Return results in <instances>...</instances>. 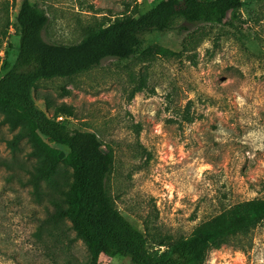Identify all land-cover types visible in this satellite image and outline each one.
<instances>
[{
  "label": "rangeland",
  "instance_id": "rangeland-1",
  "mask_svg": "<svg viewBox=\"0 0 264 264\" xmlns=\"http://www.w3.org/2000/svg\"><path fill=\"white\" fill-rule=\"evenodd\" d=\"M43 10L46 42L76 44L120 17L138 18L160 0H28ZM231 26L179 18L166 32L142 36L130 59L108 58L71 78L37 82L36 106L51 116L62 104L70 130L95 133L112 159L106 180L115 209L139 229L150 251L187 238L237 203L264 199V0H241ZM22 0H0V78L17 56L15 20ZM159 46L170 53L148 51ZM0 125V264H90L67 219L44 223L66 208L71 170L59 161L53 184L34 196L29 145L15 151ZM95 264H132L100 255ZM198 264H264V217L247 233L206 248Z\"/></svg>",
  "mask_w": 264,
  "mask_h": 264
},
{
  "label": "trees",
  "instance_id": "trees-1",
  "mask_svg": "<svg viewBox=\"0 0 264 264\" xmlns=\"http://www.w3.org/2000/svg\"><path fill=\"white\" fill-rule=\"evenodd\" d=\"M241 0H160L138 18L120 17L105 27L88 32L76 44L46 42L42 37L48 18L28 0H22L15 20L19 29L17 56L0 78V125L17 131L8 141L11 151L20 141L29 145L28 158L34 161L29 182L34 196L41 198L39 182L53 184L59 152L47 141L66 151L70 183L65 192L66 208L55 204L44 223L56 226L67 219L87 247L90 264L100 255L128 258L132 264H198L207 247L237 234L247 233L264 217V199L237 203L198 225L190 236L172 242L163 251H150L145 235L114 208L107 193L106 180L113 163L98 136L89 131L70 130L57 116L71 118L65 104L51 116L40 110L32 96L37 82L72 76L95 68L108 58L130 59L137 54L142 36L153 31L166 32L174 18L186 24L204 22L231 26V13ZM148 51L170 53L159 46Z\"/></svg>",
  "mask_w": 264,
  "mask_h": 264
},
{
  "label": "built area",
  "instance_id": "built-area-1",
  "mask_svg": "<svg viewBox=\"0 0 264 264\" xmlns=\"http://www.w3.org/2000/svg\"><path fill=\"white\" fill-rule=\"evenodd\" d=\"M65 119H66L65 117L59 115V116H57L56 121H57V122H62V121H64Z\"/></svg>",
  "mask_w": 264,
  "mask_h": 264
}]
</instances>
